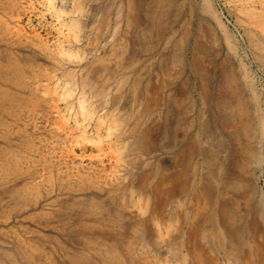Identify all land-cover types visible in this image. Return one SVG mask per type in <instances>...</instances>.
Segmentation results:
<instances>
[{
  "label": "rangeland",
  "instance_id": "1",
  "mask_svg": "<svg viewBox=\"0 0 264 264\" xmlns=\"http://www.w3.org/2000/svg\"><path fill=\"white\" fill-rule=\"evenodd\" d=\"M153 1L130 23L128 0H0V264H225L184 219L213 183L205 131L240 177L224 199L262 225L239 260L264 264V35L247 17L264 0H164L168 30L145 44Z\"/></svg>",
  "mask_w": 264,
  "mask_h": 264
},
{
  "label": "bare ground",
  "instance_id": "2",
  "mask_svg": "<svg viewBox=\"0 0 264 264\" xmlns=\"http://www.w3.org/2000/svg\"><path fill=\"white\" fill-rule=\"evenodd\" d=\"M129 12L128 19L130 23H138L140 21V13L139 11L134 9L132 0H128ZM170 2V1H169ZM242 2V1H239ZM164 0H154L153 4L148 8V20L144 25L142 39L145 44H147V40H150L152 37L160 38L161 35L168 30V23L163 22V11L162 5ZM167 3V2H166ZM168 6V5H167ZM247 17L252 20L251 23L254 25L256 29H258L262 35H264V17L256 16L254 13H248ZM170 28V27H169ZM142 29V30H143ZM171 29V28H170ZM253 34V33H252ZM256 39V38H255ZM256 40L255 42H257ZM252 43V41H251ZM258 43V42H257ZM259 44V43H258ZM260 45L259 47H261ZM264 47V44H263ZM259 49V48H258ZM260 50V49H259ZM193 69V68H192ZM203 94L207 95L203 87ZM226 119H222L220 124L219 136L222 135V129L227 128L229 125ZM143 132V131H142ZM137 133L133 131L130 135L135 142L134 145L139 147H143L144 142L146 141L147 131L143 133ZM205 133V134H204ZM204 134V144L203 145H195L198 153L201 155L202 163H204V167L207 168V172L210 173V180L213 182H207L203 187L202 196L204 197L201 208H205V214L202 212L201 214H196L194 218L190 219L185 217L186 223L191 225L192 227H206L209 229V232L206 234V239L208 241H214L213 248H216L220 252L223 251V256L225 258V264H253L252 260L242 261L239 260V256H242V243H243V231L244 227H261V223L255 216L253 215L250 208H248V203L244 202V206H241L244 209L243 215L241 214L239 209H237V203H231L225 198L227 194L223 189L226 190V187L221 188L217 186L219 181L225 182L222 179H226V182H234L240 180L238 174L233 175L230 170H228L224 166L225 155L223 153L226 152V145L224 144L223 138H218L215 134L209 133L207 131L203 132ZM145 140V141H144ZM189 146L193 145V142L188 143ZM187 145V144H186ZM232 148V146H230ZM240 152V149L234 148L232 152V156L235 160H237V156ZM183 154V150L181 151V155ZM180 155V154H179ZM186 175V174H185ZM237 178V179H236ZM142 179V178H141ZM142 182H145V178L142 179ZM142 183V184H143ZM146 183V182H145ZM171 184V183H170ZM227 185V184H226ZM238 184L230 183L227 185L228 188H237ZM188 179L184 176V173L175 174L173 177V187L171 188L172 192H169L171 196H176L185 192L188 189ZM157 192V191H156ZM194 193V192H193ZM239 191L235 194V196L239 195ZM156 193V197H157ZM228 195V194H227ZM198 198V197H197ZM200 200V199H199ZM180 207V206H179ZM211 209V213L209 214V209ZM232 208H235V212ZM174 210V209H173ZM239 211V212H238ZM238 212V213H237ZM117 218L119 220L122 219L121 211L115 212ZM176 218H178L177 213H175ZM205 217L202 222H200L201 217ZM251 217V218H250ZM189 220V221H187ZM217 246V247H216ZM197 249V247H196ZM178 248L175 247L171 249L173 254H178ZM251 250V249H250ZM198 252V256H199ZM198 264H206L204 259L199 258ZM224 260V259H223Z\"/></svg>",
  "mask_w": 264,
  "mask_h": 264
}]
</instances>
